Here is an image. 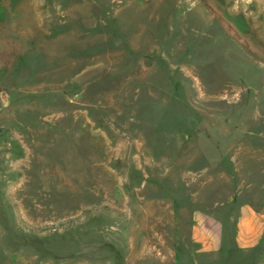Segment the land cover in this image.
I'll use <instances>...</instances> for the list:
<instances>
[{
	"label": "rangeland",
	"instance_id": "obj_1",
	"mask_svg": "<svg viewBox=\"0 0 264 264\" xmlns=\"http://www.w3.org/2000/svg\"><path fill=\"white\" fill-rule=\"evenodd\" d=\"M238 194L264 0H0V264H175L174 209Z\"/></svg>",
	"mask_w": 264,
	"mask_h": 264
},
{
	"label": "crops",
	"instance_id": "obj_2",
	"mask_svg": "<svg viewBox=\"0 0 264 264\" xmlns=\"http://www.w3.org/2000/svg\"><path fill=\"white\" fill-rule=\"evenodd\" d=\"M236 197L174 209L175 264H264V211Z\"/></svg>",
	"mask_w": 264,
	"mask_h": 264
}]
</instances>
